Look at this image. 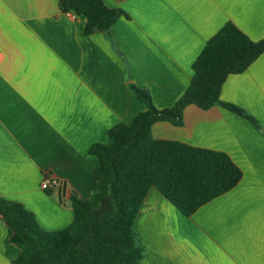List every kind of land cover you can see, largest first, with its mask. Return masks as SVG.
<instances>
[{
	"label": "crops",
	"instance_id": "0c3cea01",
	"mask_svg": "<svg viewBox=\"0 0 264 264\" xmlns=\"http://www.w3.org/2000/svg\"><path fill=\"white\" fill-rule=\"evenodd\" d=\"M101 1L125 15L108 33L85 35V17L63 13L59 0H0V197L50 232L74 222L73 195L97 191L90 148L147 110L132 86L171 109L227 23L264 39V0ZM220 100L259 128L221 105H189L182 126L157 122L152 136L225 153L242 179L191 216L152 188L134 224L143 264H264V53L227 77ZM11 237L0 215V264L21 255Z\"/></svg>",
	"mask_w": 264,
	"mask_h": 264
},
{
	"label": "trees",
	"instance_id": "16d2710c",
	"mask_svg": "<svg viewBox=\"0 0 264 264\" xmlns=\"http://www.w3.org/2000/svg\"><path fill=\"white\" fill-rule=\"evenodd\" d=\"M65 14L86 19L84 34L108 33L124 16L101 0H59ZM264 53V39L252 41L227 23L193 63V77L171 109L158 110L150 94L132 86L146 105L130 124L108 132L107 145L94 144L89 154L100 161L97 191L88 200L72 196L74 222L64 230L46 231L22 204L0 197V215L12 230L11 241L21 250L12 264H143L144 250L136 241L134 224L152 188L158 189L183 214L227 193L240 182L242 171L225 153L181 142L155 140L157 122L183 125L189 105L208 110L215 105L258 123L243 109L221 102L229 75L245 72Z\"/></svg>",
	"mask_w": 264,
	"mask_h": 264
},
{
	"label": "built area",
	"instance_id": "2783aa9c",
	"mask_svg": "<svg viewBox=\"0 0 264 264\" xmlns=\"http://www.w3.org/2000/svg\"><path fill=\"white\" fill-rule=\"evenodd\" d=\"M71 15L74 16L73 14H71ZM74 17H75V16H74ZM51 184H53V185H57V184H59V181H56V180H54V181H52V182L46 181V182L42 185V187H43L44 189H48V188L50 187Z\"/></svg>",
	"mask_w": 264,
	"mask_h": 264
},
{
	"label": "water",
	"instance_id": "95a60500",
	"mask_svg": "<svg viewBox=\"0 0 264 264\" xmlns=\"http://www.w3.org/2000/svg\"><path fill=\"white\" fill-rule=\"evenodd\" d=\"M62 189L65 190V187H63Z\"/></svg>",
	"mask_w": 264,
	"mask_h": 264
}]
</instances>
